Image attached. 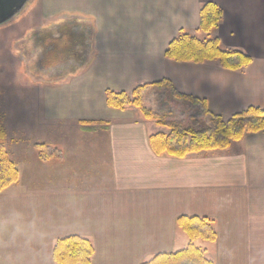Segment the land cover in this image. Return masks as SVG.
<instances>
[{
    "label": "crops",
    "instance_id": "obj_1",
    "mask_svg": "<svg viewBox=\"0 0 264 264\" xmlns=\"http://www.w3.org/2000/svg\"><path fill=\"white\" fill-rule=\"evenodd\" d=\"M207 3L224 13L212 36L253 59L244 70L166 57L182 31L206 37L199 29ZM31 4L32 22L73 16L93 30L83 69L62 82L34 83L24 101L10 97L5 147L20 180L0 193V264H55L57 241L70 236L92 242V264H146L189 245L181 216L207 218L220 231L213 252L201 248L215 264H264V131L226 150L159 156L150 138L168 132L132 107L107 104L108 91L132 93L168 79L224 119L264 108V0Z\"/></svg>",
    "mask_w": 264,
    "mask_h": 264
},
{
    "label": "trees",
    "instance_id": "obj_2",
    "mask_svg": "<svg viewBox=\"0 0 264 264\" xmlns=\"http://www.w3.org/2000/svg\"><path fill=\"white\" fill-rule=\"evenodd\" d=\"M223 16V10L216 4H204L200 12L199 32L204 33L206 37L201 39L182 31L170 43L166 57L178 63L216 62L230 71H241L247 68L253 62L249 55L238 50L224 49L220 39L212 36V33L220 26ZM80 22L77 19L67 20L58 27L56 33L45 32L37 40V47L41 48L40 66L43 70L65 68L70 75H74L87 65L89 59L84 52L88 49L89 39ZM164 88L171 90L178 99L198 105L202 109L205 121L200 126V130L194 127L185 128L181 124L168 121L166 117H161L144 106L146 91ZM107 104L110 108L117 110L136 106L146 120L156 121L157 125L169 129L168 134L161 132L150 138L151 147L159 156L166 154L183 159L194 153L226 150L233 142L242 140L246 134L264 131V108L252 106L229 119H224L208 108L206 100L181 93L168 79L137 86L130 94L108 91ZM198 124L196 121L195 126ZM5 140L6 132L1 128L0 193L20 180V172L9 157ZM37 149L40 158L46 160L48 146L37 145ZM177 223L188 236L189 245L174 254H159L146 264H215L207 258L205 251L195 244L197 240L210 243L218 240V233L212 221L198 216H181ZM94 255L95 248L92 242L80 236L59 239L53 249L55 264H92Z\"/></svg>",
    "mask_w": 264,
    "mask_h": 264
},
{
    "label": "rangeland",
    "instance_id": "obj_3",
    "mask_svg": "<svg viewBox=\"0 0 264 264\" xmlns=\"http://www.w3.org/2000/svg\"><path fill=\"white\" fill-rule=\"evenodd\" d=\"M32 2L14 20L0 26V129H9L11 122V114L8 108L10 97L23 98L24 101V97L30 95L29 91L36 87L35 84L42 82L49 84L58 83L72 76L65 68L52 71H45L41 68L42 53L40 51L41 48L37 47V40L45 32L56 33L58 27L70 19L81 21L80 23L83 25L88 39L91 35L90 32L92 33L93 30L92 23L89 20L73 16H66L63 20L53 22H32L29 18L31 11L35 7L34 4H31ZM87 50L84 52L86 58H88ZM2 105L7 106L6 111ZM144 106L161 117H166L168 121L181 124L185 128L194 127L196 130H200V126L205 121L202 109L198 105L178 99L172 94L171 90L166 88L146 91ZM129 107L140 112L136 106ZM20 121L22 125L26 123L24 119H20ZM148 121L152 123L153 127L170 132L169 129L157 125L156 121ZM196 121L199 123L198 126H195ZM36 123L39 122L36 121ZM36 127V129H40L39 125ZM216 231L217 233L220 232L217 229ZM195 244L200 248L206 249L208 255L209 252H213L217 247V243L203 240H197Z\"/></svg>",
    "mask_w": 264,
    "mask_h": 264
},
{
    "label": "water",
    "instance_id": "obj_4",
    "mask_svg": "<svg viewBox=\"0 0 264 264\" xmlns=\"http://www.w3.org/2000/svg\"><path fill=\"white\" fill-rule=\"evenodd\" d=\"M32 0H0V26L24 12Z\"/></svg>",
    "mask_w": 264,
    "mask_h": 264
}]
</instances>
